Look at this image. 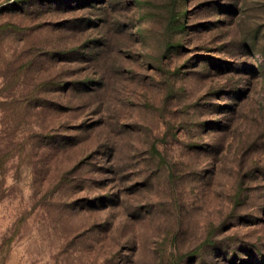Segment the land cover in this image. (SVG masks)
<instances>
[{
	"label": "rangeland",
	"instance_id": "obj_1",
	"mask_svg": "<svg viewBox=\"0 0 264 264\" xmlns=\"http://www.w3.org/2000/svg\"><path fill=\"white\" fill-rule=\"evenodd\" d=\"M0 264H264V0H0Z\"/></svg>",
	"mask_w": 264,
	"mask_h": 264
}]
</instances>
